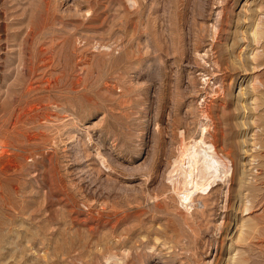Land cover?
<instances>
[{"label": "rangeland", "instance_id": "1", "mask_svg": "<svg viewBox=\"0 0 264 264\" xmlns=\"http://www.w3.org/2000/svg\"><path fill=\"white\" fill-rule=\"evenodd\" d=\"M0 264H264V0H0Z\"/></svg>", "mask_w": 264, "mask_h": 264}, {"label": "bare ground", "instance_id": "2", "mask_svg": "<svg viewBox=\"0 0 264 264\" xmlns=\"http://www.w3.org/2000/svg\"><path fill=\"white\" fill-rule=\"evenodd\" d=\"M207 5V4H206ZM239 63V62H238ZM238 66V65H237ZM202 143V142H201ZM210 147L212 148V147H214V146H212L211 144L210 145H208L207 146V148H209L210 149ZM200 148V147H199ZM191 149V148H190ZM205 149V148H204ZM187 152V151H186ZM186 152L184 153L185 155H186ZM193 151H191V150H188V152H187V160H188V162H193V153H192ZM202 159L205 161V165H207V167H209L210 168V171H211V174H210V176L209 177H212L214 174H215V172H216V165H215V160L216 159H214V155H213V153L211 152L210 153V151L208 152V151H206L205 150V152L204 153H202ZM219 160V159H218ZM217 161V160H216ZM224 167V166H223ZM185 169V168H184ZM220 172V171H219ZM209 179V178H208ZM239 179V178H238ZM242 182V181H241ZM198 184V183H197ZM196 183H194L193 181H191V183H190V185H189V187H186L185 189H184V191H183V195H182V199L184 200V201H186V200H188L190 197H191V195L194 193V191L197 189V188H199V189H203V187L202 186H199V184L197 185ZM243 205V204H242ZM242 223V222H241ZM240 223V224H241Z\"/></svg>", "mask_w": 264, "mask_h": 264}]
</instances>
